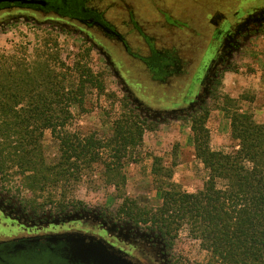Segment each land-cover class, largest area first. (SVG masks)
<instances>
[{"label": "trees", "instance_id": "obj_1", "mask_svg": "<svg viewBox=\"0 0 264 264\" xmlns=\"http://www.w3.org/2000/svg\"><path fill=\"white\" fill-rule=\"evenodd\" d=\"M58 45L56 38L45 37L29 57L0 54V167L5 180L34 197L61 187L60 202L66 203V186L84 181L100 166L105 184L125 197L118 211L129 221L151 223L171 244L187 226L208 252L203 263L186 256L173 264H264V123L248 111L223 107L236 145L230 152L214 150L209 108L203 106L191 117L195 156L208 170L203 187L182 189L162 158L154 156L151 173L160 201L155 207L140 205L125 196L124 167L139 160L137 150L149 125L123 100V113L105 135L69 130L71 107L85 109L93 90L106 93L105 74L89 65V49L67 61ZM46 129L58 146L51 160L45 152ZM54 197L49 194L46 202Z\"/></svg>", "mask_w": 264, "mask_h": 264}, {"label": "rangeland", "instance_id": "obj_2", "mask_svg": "<svg viewBox=\"0 0 264 264\" xmlns=\"http://www.w3.org/2000/svg\"><path fill=\"white\" fill-rule=\"evenodd\" d=\"M125 1L136 13L144 31L153 33L158 38L159 47L178 49L180 55L196 62L202 59L209 46L214 28L211 20L216 12L232 15L237 9L244 13L251 9L252 5H262L251 14L254 16V23L250 24L248 20L247 23H242L246 28L239 26L238 30L242 32L235 41L233 38L232 47L227 49V53L217 58L209 80L198 98L184 108L166 112L152 108L159 107L148 102L153 99L157 101L154 103H163L159 100L162 93L166 94L164 89L150 84L147 73L132 56L122 59L128 69V81L137 93L136 98L127 94L123 83L113 73L106 55L98 46L93 45L85 35L71 26L54 17L37 18L26 13H17L12 20L0 25V54L29 57L45 37L57 39L61 55L67 61L89 49L86 59L96 72L105 74L106 93L99 95L97 90H93L83 110L76 105L72 106V117L67 128L82 135L93 131L105 135L110 131L112 121L123 113L121 103L123 100L127 102L128 108L133 109L149 126L146 127L143 142L137 150L139 160L129 162L124 167L127 175L125 196L137 200L140 205L155 207L160 199L151 173L154 156L162 158L163 165L173 172L172 180L186 191L201 189L208 177L207 168L195 156L191 131V117L203 106L209 108L207 126L211 135L210 144L214 150L230 152L236 145L231 136V119L223 107L248 111L254 115L256 121L264 123V0ZM119 10V5L116 4L111 9ZM224 19L225 17L223 22ZM128 37L134 50L140 47L139 50L144 51L143 45L134 34ZM111 92L116 94L115 98L111 97ZM141 98L152 107H144L143 103L139 102ZM175 101L181 102L179 97L175 98ZM44 144L48 160L58 155V146L49 129L45 130ZM16 177L20 180L19 176ZM15 183L10 184L7 180L3 183L9 189L6 195L12 197L15 202L23 200L52 210L61 204L60 199L64 197L60 195V190H63L61 187L47 189L38 197H34L29 190L18 188ZM49 194L55 196L53 202H46ZM65 197L68 204L90 208V212L97 214L106 213L111 222H121L123 230L128 231L130 228L131 221L118 211L125 197L118 196L113 185L105 184L100 166L87 175L84 181L78 184L72 181L71 185L66 186ZM136 225L140 235L145 238L152 236L153 240L157 241V246L166 252L168 260L171 258L173 263L186 256L192 262L201 263L208 258L207 250L201 246L199 239L189 234L187 226L180 229L177 238L173 244L169 243L167 250L162 246L160 232L154 225L145 222Z\"/></svg>", "mask_w": 264, "mask_h": 264}, {"label": "flooded vegetation", "instance_id": "obj_3", "mask_svg": "<svg viewBox=\"0 0 264 264\" xmlns=\"http://www.w3.org/2000/svg\"><path fill=\"white\" fill-rule=\"evenodd\" d=\"M115 4L119 11H111ZM260 7L252 5L245 15L239 9L233 16L216 12L209 46L199 62L180 55L178 49L159 47L158 38L144 31L125 0H0V25L17 13H26L37 18L54 17L71 26L98 46L127 94L136 98L123 61L132 56L147 73L150 84L168 94L162 93L159 101L163 103L149 99L159 108L142 98L139 102L166 112L192 104L209 80L217 58L227 53L233 38L235 41L242 32L239 26L246 28L242 23L248 20L254 23L251 14ZM130 34L140 40L144 51L140 47L134 50ZM178 97L180 103L175 101ZM5 181L0 167V264H173L157 241L141 236L132 222L126 231L121 222H111L108 214L90 212V208L69 202L52 210L23 200L15 202L6 195L9 189ZM160 236L162 246L169 250V242Z\"/></svg>", "mask_w": 264, "mask_h": 264}, {"label": "water", "instance_id": "obj_4", "mask_svg": "<svg viewBox=\"0 0 264 264\" xmlns=\"http://www.w3.org/2000/svg\"><path fill=\"white\" fill-rule=\"evenodd\" d=\"M199 94H200V93H199ZM199 94L196 96V98H198ZM196 98H195V99H196ZM193 102H194V101H192V103H193Z\"/></svg>", "mask_w": 264, "mask_h": 264}]
</instances>
